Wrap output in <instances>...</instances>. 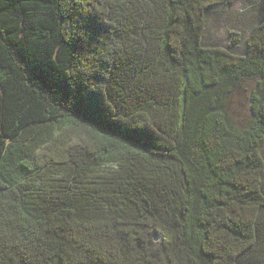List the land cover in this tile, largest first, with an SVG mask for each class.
I'll return each instance as SVG.
<instances>
[{
    "label": "trees",
    "instance_id": "16d2710c",
    "mask_svg": "<svg viewBox=\"0 0 264 264\" xmlns=\"http://www.w3.org/2000/svg\"><path fill=\"white\" fill-rule=\"evenodd\" d=\"M236 1L0 0V264H264V0L202 41Z\"/></svg>",
    "mask_w": 264,
    "mask_h": 264
},
{
    "label": "rangeland",
    "instance_id": "374dc122",
    "mask_svg": "<svg viewBox=\"0 0 264 264\" xmlns=\"http://www.w3.org/2000/svg\"><path fill=\"white\" fill-rule=\"evenodd\" d=\"M257 0H237L230 6H215L206 11L203 45L228 49L241 54L243 39L256 21ZM234 39V40H233ZM243 102L232 106L233 117L242 122L245 116ZM264 161V145L260 152ZM264 187V174L262 177Z\"/></svg>",
    "mask_w": 264,
    "mask_h": 264
},
{
    "label": "water",
    "instance_id": "95a60500",
    "mask_svg": "<svg viewBox=\"0 0 264 264\" xmlns=\"http://www.w3.org/2000/svg\"><path fill=\"white\" fill-rule=\"evenodd\" d=\"M158 239V236H154V240H157Z\"/></svg>",
    "mask_w": 264,
    "mask_h": 264
}]
</instances>
